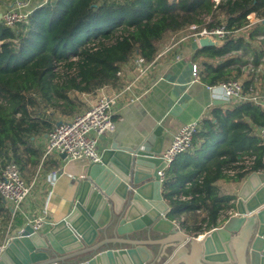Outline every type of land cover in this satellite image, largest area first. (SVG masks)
<instances>
[{
  "label": "trees",
  "instance_id": "obj_1",
  "mask_svg": "<svg viewBox=\"0 0 264 264\" xmlns=\"http://www.w3.org/2000/svg\"><path fill=\"white\" fill-rule=\"evenodd\" d=\"M251 14L263 26L250 36L264 33V0H219L217 5L213 0H53L34 8L14 28L0 22V155L14 154L27 135L46 132L49 121L42 115L47 111L72 116L74 93L121 89L125 65L135 59L152 62L169 36L199 23L203 15L212 19L208 27L223 26L230 34L222 46L200 48L195 57L222 59L238 52L244 40L233 34L249 24ZM230 66V61L206 66L204 83L215 85L232 71ZM214 116L220 132L209 125L197 134L199 149L175 159L163 182L171 219L183 216L186 226L197 222V211L204 212L199 222H205V231L216 227L223 202L230 200L218 197L214 186L225 178L223 171L243 156H254L249 171L230 178L239 182L258 171L264 157L255 135L264 127L260 105L244 102Z\"/></svg>",
  "mask_w": 264,
  "mask_h": 264
},
{
  "label": "water",
  "instance_id": "obj_2",
  "mask_svg": "<svg viewBox=\"0 0 264 264\" xmlns=\"http://www.w3.org/2000/svg\"><path fill=\"white\" fill-rule=\"evenodd\" d=\"M224 42L204 37L192 47ZM160 138L157 129L137 143L103 149L98 163L84 167L62 216L42 233L29 224L18 229L0 264H264V157L262 167L242 180L220 227L202 238L179 234L188 241L170 258L150 250L155 237L179 227L158 175L165 168Z\"/></svg>",
  "mask_w": 264,
  "mask_h": 264
},
{
  "label": "crops",
  "instance_id": "obj_3",
  "mask_svg": "<svg viewBox=\"0 0 264 264\" xmlns=\"http://www.w3.org/2000/svg\"><path fill=\"white\" fill-rule=\"evenodd\" d=\"M27 1L28 10L32 11L39 5L53 0ZM4 3L5 7L2 5ZM9 3L11 0H3L0 4V16ZM247 20L249 24L233 34L236 38H243L245 46L222 59L195 57V52L199 48L193 49L192 42L189 40L180 41L183 35L180 32L169 36L160 45L151 71L140 81L134 82L136 72L131 62L125 65L120 77L123 85L133 84L132 92L122 97L114 108L112 119L115 121V130L99 138L97 143L99 154L103 149L112 144L116 145L118 142L137 143L145 140L157 129L161 134L157 144L163 153L168 148L172 137L183 126L192 122H199L197 134L208 131L209 125L214 132H220L214 112L220 111L225 114L244 102L227 100L216 84L208 86L204 83L206 66L216 68L223 62L230 61L232 71L219 81L238 80L243 85L244 95L259 97L258 105L264 109V33L250 36L252 29L260 28L263 24L253 14L249 15ZM194 72L197 73V78L193 76ZM211 87L212 89H209ZM96 96L97 92L82 94L81 98L76 97L81 99L82 105L78 108L81 113L94 103ZM75 115L62 116L58 112L55 114L46 112L42 115L43 118L45 117L44 120L49 121V129L46 132L27 135L15 149L16 154L9 150L7 155H0V172L5 164L12 161L17 165L21 178L30 187L29 196L18 209L10 208L0 198V253L14 233L28 224L29 220L46 214L47 223L39 231L42 233L48 229L50 223L59 219L66 211L75 182L82 178L81 174L88 162L68 160L63 155H50L47 158H43V155L47 133L57 124L71 120ZM197 134L189 153L191 155H194L201 144ZM255 135L259 139L258 129L255 130ZM259 142L262 145L260 139ZM244 157L246 156H243L239 162ZM236 168L237 166L234 165L232 169L224 170L225 178L214 185L218 197L230 198L228 202H223L225 208L219 212L216 227L205 231V222H199L204 219V212L197 211L199 217L196 223L189 221L186 226H182V222H179L175 233L170 236L155 237L148 246L150 250L155 253L161 249L162 253H166L170 258L188 241H183L179 234L195 239L202 238L211 230L220 227L231 211L232 196L246 177L239 182L232 181L230 178H234L235 175L231 177L228 172ZM168 206L170 207L169 204ZM174 219L177 220V218ZM181 219L183 221V216L178 218V220ZM198 227H200L199 230L196 229Z\"/></svg>",
  "mask_w": 264,
  "mask_h": 264
},
{
  "label": "built area",
  "instance_id": "obj_4",
  "mask_svg": "<svg viewBox=\"0 0 264 264\" xmlns=\"http://www.w3.org/2000/svg\"><path fill=\"white\" fill-rule=\"evenodd\" d=\"M2 1V0H1ZM217 5L219 0H213ZM27 0H11L6 5V9L0 16V22L8 27L14 28L16 25L25 21L30 15ZM248 18V17H247ZM212 23L210 16L203 15L199 18V23H191L183 31L180 41L197 42L200 38L212 37L218 41H225L230 32L223 26L208 27ZM156 58V57H155ZM155 58L150 63L135 59L134 70L136 77L134 82L140 81L152 69ZM197 78V73H193ZM132 83L124 85L121 89L115 91L108 87L97 91L94 103L84 112L75 115L71 120L57 124L47 133L46 148L43 158L50 155H64L65 158L72 161H87L88 163H98L100 154L97 150V143L101 136L113 133L115 130V121L112 119L114 108L118 105L120 99L126 94L131 93ZM222 96L231 101L252 102L258 104L259 97H246L243 93V85L238 80L219 81L216 83ZM209 89H212L209 88ZM199 131V122H192L183 126L180 131L172 137L168 148L160 155L165 162V168L158 172L160 182L163 184L165 171L179 156L189 153L193 147L195 135ZM258 137L261 144L264 145V127L258 129ZM255 161L254 156L244 157L237 164L235 170L229 171V175L234 177L237 173L249 171ZM30 193V187L21 178L19 169L15 163L10 161L5 164L0 172V198L12 209H18L27 199ZM189 197H181V200H188ZM181 220H175L179 226ZM47 223L46 214L29 220L33 232H39Z\"/></svg>",
  "mask_w": 264,
  "mask_h": 264
},
{
  "label": "rangeland",
  "instance_id": "obj_5",
  "mask_svg": "<svg viewBox=\"0 0 264 264\" xmlns=\"http://www.w3.org/2000/svg\"><path fill=\"white\" fill-rule=\"evenodd\" d=\"M2 2H3V0H2ZM2 2H1V0H0V4H2ZM43 4H44V3H43ZM2 5L5 7V3L2 4ZM134 61H135V60H133V61L131 62V65L133 66V68H134ZM60 70H63V69L59 67V71H60ZM134 71H135V70H134ZM77 96H79V98L82 97L81 94H77V93H74V94L72 95V98L74 99V107H75V113H74L73 115L81 113L80 110H79L78 108H79V106L82 105V103H81V101H80L81 99L79 100V99L76 98ZM77 104H78V105H77ZM47 112H49V111H47ZM73 115H72V116H73Z\"/></svg>",
  "mask_w": 264,
  "mask_h": 264
}]
</instances>
